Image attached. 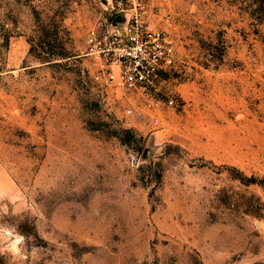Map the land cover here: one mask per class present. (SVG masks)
<instances>
[{"label": "rangeland", "instance_id": "1", "mask_svg": "<svg viewBox=\"0 0 264 264\" xmlns=\"http://www.w3.org/2000/svg\"><path fill=\"white\" fill-rule=\"evenodd\" d=\"M140 2L173 105L86 55ZM0 264H264V0H0Z\"/></svg>", "mask_w": 264, "mask_h": 264}, {"label": "built area", "instance_id": "2", "mask_svg": "<svg viewBox=\"0 0 264 264\" xmlns=\"http://www.w3.org/2000/svg\"><path fill=\"white\" fill-rule=\"evenodd\" d=\"M143 11L144 5L136 3L124 23L114 25L112 18L93 25L87 34L86 55L97 65L94 78L104 89L136 94L149 109L173 105L165 76L176 65L178 51L165 30L155 29L144 19ZM153 120L158 123L160 118L154 115Z\"/></svg>", "mask_w": 264, "mask_h": 264}, {"label": "water", "instance_id": "3", "mask_svg": "<svg viewBox=\"0 0 264 264\" xmlns=\"http://www.w3.org/2000/svg\"><path fill=\"white\" fill-rule=\"evenodd\" d=\"M125 20H126V18L124 17V15H119V16H117V17H115V18L113 19V24H114V25H119V24L124 23Z\"/></svg>", "mask_w": 264, "mask_h": 264}]
</instances>
